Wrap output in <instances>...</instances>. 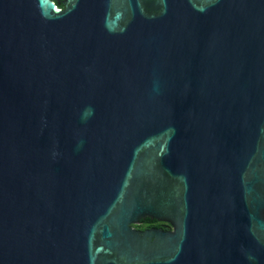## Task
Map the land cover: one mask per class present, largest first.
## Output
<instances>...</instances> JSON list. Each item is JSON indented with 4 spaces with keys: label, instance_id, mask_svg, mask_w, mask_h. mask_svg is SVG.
Wrapping results in <instances>:
<instances>
[{
    "label": "water",
    "instance_id": "water-1",
    "mask_svg": "<svg viewBox=\"0 0 264 264\" xmlns=\"http://www.w3.org/2000/svg\"><path fill=\"white\" fill-rule=\"evenodd\" d=\"M62 6L0 0V264H264V0Z\"/></svg>",
    "mask_w": 264,
    "mask_h": 264
},
{
    "label": "flooded vegetation",
    "instance_id": "flooded-vegetation-1",
    "mask_svg": "<svg viewBox=\"0 0 264 264\" xmlns=\"http://www.w3.org/2000/svg\"><path fill=\"white\" fill-rule=\"evenodd\" d=\"M58 3L64 2L65 0H56ZM137 230L146 231V230H162L168 232L171 230V226L165 222H158L156 220H151L148 218L142 219L138 225L134 226Z\"/></svg>",
    "mask_w": 264,
    "mask_h": 264
},
{
    "label": "trees",
    "instance_id": "trees-1",
    "mask_svg": "<svg viewBox=\"0 0 264 264\" xmlns=\"http://www.w3.org/2000/svg\"><path fill=\"white\" fill-rule=\"evenodd\" d=\"M52 1H54L57 5H59L60 8L63 7L62 4L61 3H58L56 0H52Z\"/></svg>",
    "mask_w": 264,
    "mask_h": 264
}]
</instances>
